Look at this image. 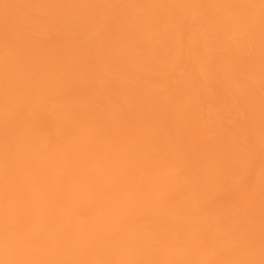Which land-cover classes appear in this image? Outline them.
Listing matches in <instances>:
<instances>
[{
    "label": "bare ground",
    "instance_id": "obj_1",
    "mask_svg": "<svg viewBox=\"0 0 264 264\" xmlns=\"http://www.w3.org/2000/svg\"><path fill=\"white\" fill-rule=\"evenodd\" d=\"M262 261V0H0V264Z\"/></svg>",
    "mask_w": 264,
    "mask_h": 264
},
{
    "label": "snow or ice",
    "instance_id": "obj_2",
    "mask_svg": "<svg viewBox=\"0 0 264 264\" xmlns=\"http://www.w3.org/2000/svg\"><path fill=\"white\" fill-rule=\"evenodd\" d=\"M262 3H264V0H262ZM261 264H264V261H262Z\"/></svg>",
    "mask_w": 264,
    "mask_h": 264
}]
</instances>
